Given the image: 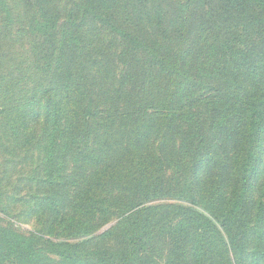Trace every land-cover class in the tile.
Segmentation results:
<instances>
[{
  "label": "trees",
  "instance_id": "trees-1",
  "mask_svg": "<svg viewBox=\"0 0 264 264\" xmlns=\"http://www.w3.org/2000/svg\"><path fill=\"white\" fill-rule=\"evenodd\" d=\"M154 1L94 0L92 4L88 2L80 20L68 21L71 24L64 26L59 24V13L50 6V0H25L33 10L30 17L35 19L27 27L38 40L33 54L47 82L40 81L38 97L28 99L26 111L16 118L12 131L17 136L22 135L20 131L28 133L29 123L37 127L43 119L49 130V149L53 147L48 161L50 166L56 165L58 172L63 170L66 152L74 151L79 162L85 164L103 163L102 170L87 183V193L91 196L79 197V205L74 207L81 216L72 219L65 230L66 239L90 236L96 221L103 218L104 211H110L111 205L106 207V204H117L115 210L123 211L120 222L123 249L114 253H82L79 252L81 244L68 240L52 249V254L73 264L141 261L147 241L150 243L153 224L141 218V211L152 208L146 207V203L159 197L165 176L164 162L154 149L155 140L164 133L179 140L182 152L177 159L179 165L190 151L189 147L183 149L182 144L187 146L186 136L196 122L192 119L196 109L203 107L211 124L221 130L229 123L233 106L237 104L236 92L218 86V82L200 86L203 93L197 99L190 98V88L184 95L186 101L173 99L172 95L170 98L167 86L170 87L178 74L176 65L162 60L154 29L159 17L151 11ZM173 1L184 10L195 5L208 9L206 22L212 23L213 36L220 40L218 56L225 65L219 76L224 79L226 74L238 77L255 51L262 48L264 0ZM56 35L57 46L54 45ZM55 47L59 50L56 58L59 61H53L58 52L54 51ZM257 64L261 96L258 102L253 100L250 104L231 184H225L215 174L209 176L203 169L198 170L211 161V156L205 157L199 151L194 154L196 168L190 182H204L211 198L208 204L219 208L210 207L211 215L205 217L191 214L197 210L188 206L189 212L183 211L182 219L169 224L172 245L166 264H187L190 228L198 230L203 240L196 252V264H220L218 257L225 261L229 254L236 264H243L248 257L251 230L246 220L251 216L253 205L247 200V194L264 151V62L259 60ZM59 65L63 66L57 69ZM162 73H166L167 86L161 85ZM201 144L202 141L197 147L201 148ZM93 145L98 147L97 151ZM194 197L189 198L193 205L200 206L207 201L202 198L199 204ZM260 204L264 206V202ZM215 209L221 212L215 214ZM262 238L263 232L259 233L258 240ZM1 251L0 264H8V257L14 259L13 264H40L39 251L29 239L0 227Z\"/></svg>",
  "mask_w": 264,
  "mask_h": 264
},
{
  "label": "rangeland",
  "instance_id": "rangeland-1",
  "mask_svg": "<svg viewBox=\"0 0 264 264\" xmlns=\"http://www.w3.org/2000/svg\"><path fill=\"white\" fill-rule=\"evenodd\" d=\"M93 1L50 0V6L59 13V24L69 26L70 21L81 19L89 6L88 2L92 4ZM151 9L159 17L154 29L162 49V60H169L176 65L178 74L170 87L167 86L169 81L165 77L166 73L160 74L161 85L167 86L170 98L172 95L173 99L181 98L184 102L186 90L190 88V98L197 99L203 93V87L200 86L218 82V86L235 91L237 101L229 123L221 130L211 124L209 114L203 107L196 109L192 116L196 122L186 136L187 146L182 144L183 149L189 147L190 151L186 152L187 157L179 165L177 159L182 152L177 138L164 133L154 142V149H157L164 162L165 176L159 197L146 203V207L152 208L141 211L142 219L153 221L150 232L154 237L152 239L150 236V243L147 241L143 257L137 264H166L172 245L169 224L182 219L185 216L183 211H188V206L197 210L191 214L205 217H210V207L219 208L208 204L211 198L202 180L203 184L199 181L190 182L192 171L196 168L194 154L199 151L206 154L205 157L211 156V161L198 170L202 172L203 169L209 176L215 174L225 184H231L230 179L240 153L239 141L246 131L250 104L253 100L258 102L261 96L257 61L264 62V38L262 48L256 50L251 60L241 68L240 75L226 74L224 79L219 76L220 69L225 65L218 56L220 40L213 36L212 23L206 22L208 9L205 6H188L184 10L173 0H155ZM32 13L25 0H0V227L29 239L39 251L40 264H73L70 260L52 254V249L64 240L81 244L79 252L82 253H114L123 249L120 244L123 211L115 210L117 204H106V207L111 205V209L104 211L103 218L96 221L90 236L66 239L65 230L72 219L81 216L77 215L78 211L74 207L79 205V197L91 196V193H87V183L102 170L103 163L85 164L79 162L74 151L66 152L63 170L58 172L56 165L50 166L48 161L53 147L49 149V130L43 119H40L37 127L29 123L28 133L20 131L22 135L17 136L12 131L16 118L25 113L28 99L38 97L36 92L40 81L47 82L43 80V71L33 54L38 40L31 36L27 28L32 23L31 19L35 20L30 17ZM209 25L210 29H207ZM58 44L59 37L56 35L54 45ZM54 51L58 52L53 61H59L56 59L59 56L58 48L55 47ZM53 66L56 68L54 63ZM61 66H57V69ZM46 74L49 76V71ZM41 107H44L43 102ZM201 141V148H198ZM93 148L98 149L96 145ZM258 168L247 194L253 211L249 220H246L251 231L248 257L243 264H264V238L258 240L259 233H264V206L260 204L264 202V151ZM190 197H194L199 204L202 198L207 201H203L200 206L193 205ZM217 210L213 212H221ZM201 243L203 240L199 231L190 228L186 245L187 264H196V252ZM13 260L6 258L8 264H13ZM234 260L233 255L229 254L225 261L218 257L217 262L236 264Z\"/></svg>",
  "mask_w": 264,
  "mask_h": 264
}]
</instances>
